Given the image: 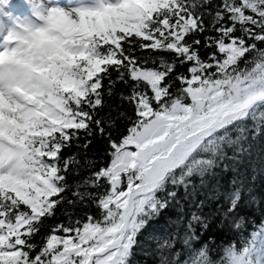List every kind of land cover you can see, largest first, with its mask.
Returning a JSON list of instances; mask_svg holds the SVG:
<instances>
[{"label":"snow or ice","instance_id":"1","mask_svg":"<svg viewBox=\"0 0 264 264\" xmlns=\"http://www.w3.org/2000/svg\"><path fill=\"white\" fill-rule=\"evenodd\" d=\"M256 174L264 0H0V264H264Z\"/></svg>","mask_w":264,"mask_h":264},{"label":"trees","instance_id":"2","mask_svg":"<svg viewBox=\"0 0 264 264\" xmlns=\"http://www.w3.org/2000/svg\"><path fill=\"white\" fill-rule=\"evenodd\" d=\"M253 174L250 172L249 176L251 178ZM225 182L230 180V175L226 176ZM251 186L253 187V195H255L256 200L253 201L250 197V195L245 192L243 194V199L245 201L244 206H247V210L244 211V213H240L241 215L246 214L250 216H256L257 213L260 211L257 210V208L260 206V199L261 195L264 199V175L262 174H256L255 179L252 180ZM255 186L260 187V192H256ZM259 196V197H258ZM264 202V201H263ZM195 208H190L189 212L195 211ZM172 214V213H170ZM202 215L208 217L209 223L208 228L205 230L202 226L197 225V234L200 235L201 239L199 241V244L209 243L212 240H215L216 244L221 243V241H224L225 243L232 239V236L230 234H227L225 232V229L222 228L221 222L229 223L228 221H224L223 214L218 210L217 205L213 202L210 203L207 207H205L202 210ZM244 216V215H243ZM253 218V217H252ZM247 221H249L246 218ZM158 256H147L143 253H138V255L135 257L136 264H158Z\"/></svg>","mask_w":264,"mask_h":264}]
</instances>
